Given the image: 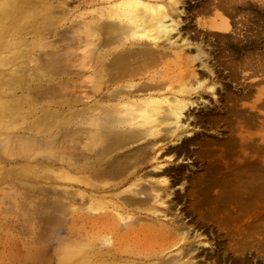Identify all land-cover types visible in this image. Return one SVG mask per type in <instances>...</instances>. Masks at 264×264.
Masks as SVG:
<instances>
[{
  "label": "bare ground",
  "instance_id": "bare-ground-1",
  "mask_svg": "<svg viewBox=\"0 0 264 264\" xmlns=\"http://www.w3.org/2000/svg\"><path fill=\"white\" fill-rule=\"evenodd\" d=\"M249 6L197 0L201 29L192 37L178 28L185 0H0V167L51 148V163L23 164V175L33 187L36 173L54 165L58 209L73 214L74 264H264L263 218L250 226L263 229L261 237L248 228L225 245L198 240L205 250L192 245L202 233L188 222L211 221L207 213L219 223L248 206L260 213L264 200V14L246 15ZM252 95L249 110L240 105ZM197 126L206 132H190ZM35 131L40 142L27 135ZM190 148L198 158L195 150L188 157ZM184 158L200 163L198 173L163 163ZM99 234L102 245L93 241Z\"/></svg>",
  "mask_w": 264,
  "mask_h": 264
},
{
  "label": "rangeland",
  "instance_id": "rangeland-1",
  "mask_svg": "<svg viewBox=\"0 0 264 264\" xmlns=\"http://www.w3.org/2000/svg\"><path fill=\"white\" fill-rule=\"evenodd\" d=\"M185 1H186L187 16H185L184 14H181V18L183 19V21L179 23L178 28H180V30L182 29L181 30V35L183 34L182 32H184L185 30H189V34L192 37H194V33L196 32V28L201 29L200 26L196 25V19H198L200 16H198V18H197V16L195 14H193V12H192V8L195 6L197 0H185ZM249 1H250V6L248 7L247 10L250 11V12L245 13L246 15H248L249 13L253 14L251 12H256V11H259V10H261L263 12V14H264V0H249ZM190 12H191V14H189ZM238 17L235 16L233 18H237L238 19ZM239 18H241V17H239ZM176 33H177L176 30H174L172 32V34L174 35V38L177 37ZM192 39L193 38H191V40ZM218 41L219 40H212L211 41V45L212 46H216V42H218ZM178 43H180V41H178ZM51 47L53 48V50H54V48H55V50L56 49L59 50L61 46H58V47L51 46ZM37 51H39V52H37ZM215 53H216V51L214 50V52L212 53V56L216 55ZM32 57H35V59L38 57V60H39L40 59V50L37 49V50L33 51ZM74 59H76V58H74ZM74 59L72 61H74ZM70 61H67V62H70ZM28 64L30 66H32V64L35 65L34 62H29ZM39 64H40V62H39ZM240 80H243V78L240 77ZM247 80L248 79H245V81H247ZM250 80L251 79H249L248 81H250ZM252 80H254L253 77H252ZM219 83H220V81H219ZM221 83L224 84L227 89H231L233 91H236L237 87H238V89L240 88L239 87L240 85H234L235 82L232 81V80L229 81L227 79H223L221 81ZM261 84L258 87L264 86L263 85L264 82L261 83ZM217 88H218V86H217ZM16 93H19V91H17ZM201 93H202V95H201ZM208 93L209 92H207V91H200L199 92L200 96L201 97L203 96L202 98L204 100L208 99L209 101L213 102L214 101L213 96L208 94ZM252 93H253L254 96H256V94H257L255 91H252ZM199 94H197L196 96H198ZM253 95L250 96L251 98L249 97V99L246 98L247 100L244 99L243 103L240 102L241 103L240 105L244 104V108H245V105H246V108L251 106L250 103L251 102L253 103V100L254 101L256 100V97H254ZM262 97H264V95H262ZM203 99H200V100H203ZM240 105H239V107H240ZM197 108H198V106L196 105V110H197ZM249 108H248V110H249ZM260 109L261 110L263 109L262 110L263 112H260V113H262V116H260V118H258V120H259L260 124H264V108L262 107ZM261 122H263V123H261ZM197 127L194 128V130H192L191 127H189L190 132L197 131L196 133H199V131H200V133H201L202 130H203V133L206 132V129L204 127H201V128H199V127L197 128ZM250 129L252 131V128H250ZM254 129H255V127L253 128V130ZM207 133L211 134V135H214L213 131H210V130H207ZM14 134L15 135H19L20 133L17 132V133H14ZM38 134L35 131V132L32 133L33 136L31 134H27V135L30 136L29 138L32 137L31 138L32 140L40 142V138L41 137H40V134L39 135ZM41 142H43V141H41ZM262 144H264V142ZM46 147H47V145H44V149H43V146H42V148H40L37 152H31V153H28L25 156L21 155L19 157L12 156V157H10L8 159L6 158L1 163L2 166L0 167V169H1L0 171L3 174L4 177L2 179L3 181H0V264H74L72 262V260L70 261L69 255H68L69 254V249H70V247H72V246H70V244L71 245L73 244V243H70V242H72V241L74 242V240L76 239L75 237L72 239L71 238V234H70V233L73 234V226L71 224V222H72L71 219H73V214L71 212L72 210L71 209H67V211H66V208H67L66 206L68 204V202H66V201L67 200L70 201V199L65 198L67 196H64V199L65 200L67 199L66 201L64 200L65 202L63 201V203L66 205L65 206L66 208L63 210L62 213H60V211L58 209V206H57L58 202L56 201V200L60 199V197L58 196L59 195L58 194L59 193V186L57 185L56 181L54 179H52L54 177V173H53V170H55L53 168L54 165L52 166V164H50V167H48V165L47 166H43V168H42L43 170L41 169V170L38 171V173H36L38 178L36 177V180L34 179L33 187L32 186L31 187L27 186L29 183L27 182L26 178L23 175V166H22L23 164H25V165H26V163H30L31 165L40 164L41 159H47V161L45 160L46 163L50 162V160L47 158V156L49 155L51 148H48V147L46 148ZM190 147H192V146H190ZM42 150H43V152H42ZM192 150H193V152H192ZM194 150H195L194 148L193 149L190 148L187 151L188 152V157H190L191 160L195 157L196 152H197V154H196L197 158H198V155H199L198 149L195 150L196 152H194ZM262 154H264V152H262L261 155ZM44 156H45V158H44ZM262 156L264 157V155H262ZM263 157L260 156V160ZM190 158H188L189 160H187L185 158H184V160L182 159L180 161L175 160L176 162L175 161H173V162L172 161L171 162L170 161L169 162L163 161V163L164 164L168 163L169 166L174 167V168L178 164H183V166H185L187 171L189 172L188 175L191 172L196 174V173H198L197 169L199 168V164L200 163L197 161L198 164H197V162L195 164H191L190 163L191 162ZM29 159H30V161H29ZM160 159H162V158H160ZM48 160H49V162H48ZM260 162H261V164L264 165V158ZM16 163H17V165H16ZM19 163H21V164L19 165ZM27 165H29V164H27ZM263 165H261V166H262V171L264 172ZM51 167H52V169H51ZM48 170H50L52 172V173L48 172L50 174V176L48 177V180L50 179L49 181L46 178H44V176H46L44 174H47L46 171H48ZM12 172L13 173L15 172L14 175H12L13 174ZM51 176H52V178H50ZM41 177H43V178L40 179ZM171 178L172 177L170 176V179ZM44 179H46V180H44ZM42 180H44L45 182L42 181ZM21 181H24V183L27 182V183H25L26 185H23L24 183L21 182ZM21 183H22V186H21ZM49 185L52 188V190L49 187ZM55 186H58V187L56 188ZM44 187H45V189H44ZM172 189H174L175 191H178V187L177 188H172ZM53 192H54V195L52 197H54V198L56 197L57 198V199L55 198V200H53V198H49V196L47 197V193H48V195H50V193L53 194ZM55 192L58 195L55 196V194H56ZM40 193H41V195H39ZM33 194H35V195H33ZM37 197H39V198H37ZM38 200H39V202H38ZM40 200L42 201L41 202L42 206H40L41 205ZM53 201H55V203L57 202L56 205H55V203ZM260 202L262 203V204H259V209H261L260 213H259L258 210L256 211V210L253 209V211L257 214V216H256V214H252V213H254V212L251 211V209H252L251 207L252 206H248V208L250 210L247 207H246L247 210H246V208H243V209L240 210V212H239L240 214L238 213L239 216L237 215L236 218L238 219V217L242 218L244 216V221H241L243 219H238V220L236 218L231 219L230 215H232V217H233V214L229 215L230 219H229V217L225 218L226 220H224V218H222V220L219 223L214 222L213 221L214 220V216L210 217V215L207 214V213L205 214V217L208 218V219L209 218L211 219L213 217V219L211 221H207V222L203 221V222H199L198 223V222H196V215L192 216V218H191L192 220L190 219V216L186 217V220L190 219L188 222L191 224L192 229L194 228L193 230H196L198 233L201 231L200 233H202L199 236L200 238L199 237L196 238V237H193V236H192V239L189 238L191 240V242L194 240L192 242V245H195V246L197 245L199 247V249H204V250L207 249V248L209 249L210 245L208 243L206 245L205 244H199L198 240H206L207 242L209 241L210 243H212L213 247H216L219 244L225 245L226 243L231 242L232 237L234 238V237L238 236L241 233L244 234L246 232L244 230H247L248 228H249L248 232L250 233L249 234L248 232H246L248 235H253L254 237H256V236L257 237H261L262 234H260V232L263 233V231H262L263 229L261 230L259 227L264 228V226L262 227V225H264V221L259 222V224H261V225L258 224L259 227L256 226L257 223H258V222H256L257 220H260L261 218L264 219V217H261V216H264L263 215V213H264V200L260 199ZM47 204L49 206L53 205V207L52 206L49 207ZM261 205L263 206V208H262ZM55 206H57V207L55 208ZM69 206L71 207L72 205H69ZM183 206H184V204H182V202L179 203V205H178L179 209L177 210V212L180 211L181 213H184L185 211L182 209ZM45 208H48V210L45 209ZM36 212H37L38 216L35 214ZM58 212H59L60 215H58ZM64 212L66 214H64ZM32 213H34V214L32 215ZM68 213H69V215L72 214L71 215L72 217L68 216L67 215ZM248 213H250L251 215L248 214ZM207 215H209V217H207ZM241 215H243V216H241ZM63 218H65V219H63ZM252 218H254V219H252ZM60 220H62V223H64V225L61 223ZM67 221H70V222H67ZM234 221H236V222H234ZM247 221L249 223L253 222V224L249 225ZM141 222H143V221H141ZM225 222L227 224H229L231 222L234 225L231 224L232 226H229V228L230 227L231 228L229 229L228 226H227V229H226L225 226H224ZM244 222H246V223H244ZM254 222H256L255 231H254V227L251 228L254 225ZM220 223H222V225ZM227 224H225V225H227ZM219 225H221V226H219ZM241 225H243V226L245 225L246 228L242 230L243 226H241ZM223 227H224V229H222ZM232 227H233L234 230L232 229ZM237 227L238 228L241 227L240 228L241 231H239V229H237ZM216 228H218V229H216ZM250 228L253 231H251ZM228 229H229V231H227ZM235 229H237V230H235ZM191 230H190V235L191 234L193 235L195 231L192 230V232H191ZM256 232H259V233H256ZM226 234L227 235L229 234V235L227 236ZM234 234H236V235H234ZM80 237L82 238V241L86 240L85 239L86 236L84 234L80 235ZM78 239H79V237H78ZM80 239L78 241H81ZM98 239L101 240V241H99ZM228 239H231V240L228 241ZM254 239H256V238H254ZM94 240L98 243V245L104 244L102 242L103 241V236L100 235V234L94 236L93 237V241ZM110 240L112 241V239H110ZM104 241H105V238H104ZM100 242H102V244ZM97 243H96V245H97ZM113 243H114V240H113ZM200 245H203V246L201 247ZM167 251L168 250H166V252ZM66 252H67V255H65ZM248 254H250V253H248ZM262 254H264V253L261 252L260 255H262ZM64 255H65V257L67 259L64 257ZM61 258H63L64 260L61 259ZM62 262H64V263H62ZM257 264H263V263L262 262H258Z\"/></svg>",
  "mask_w": 264,
  "mask_h": 264
}]
</instances>
